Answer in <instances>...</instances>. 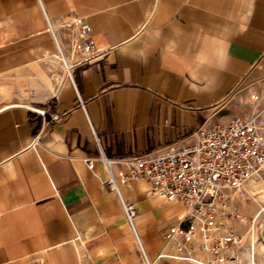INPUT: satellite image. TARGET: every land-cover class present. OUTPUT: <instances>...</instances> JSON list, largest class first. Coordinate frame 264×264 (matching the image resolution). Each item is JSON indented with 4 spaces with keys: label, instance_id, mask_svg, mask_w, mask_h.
<instances>
[{
    "label": "crops",
    "instance_id": "1",
    "mask_svg": "<svg viewBox=\"0 0 264 264\" xmlns=\"http://www.w3.org/2000/svg\"><path fill=\"white\" fill-rule=\"evenodd\" d=\"M74 16L100 54L69 79L46 20ZM263 81L264 0H0V264H141L96 157L190 146L198 129L245 118ZM146 187L119 190L148 260L187 264L155 258L181 209Z\"/></svg>",
    "mask_w": 264,
    "mask_h": 264
},
{
    "label": "built area",
    "instance_id": "2",
    "mask_svg": "<svg viewBox=\"0 0 264 264\" xmlns=\"http://www.w3.org/2000/svg\"><path fill=\"white\" fill-rule=\"evenodd\" d=\"M59 18L57 26L46 23L57 58L70 79L72 66L90 63L100 53L93 48L90 27L82 17ZM63 46L69 51V65L64 60ZM257 118L256 113L246 118L235 116L200 128L190 146L133 157H96L107 174L101 182L117 198L144 264L152 262L134 225L135 209L119 190L120 185L132 180L145 182L149 195L160 196L181 209L163 235L168 249L158 252L155 258L187 264H253L241 256L240 237L226 193L242 189L264 169V136L255 124ZM83 161L91 167L89 158ZM113 166L123 171L114 176Z\"/></svg>",
    "mask_w": 264,
    "mask_h": 264
},
{
    "label": "rangeland",
    "instance_id": "3",
    "mask_svg": "<svg viewBox=\"0 0 264 264\" xmlns=\"http://www.w3.org/2000/svg\"><path fill=\"white\" fill-rule=\"evenodd\" d=\"M63 71H64V74L66 75L65 69H63ZM259 84L260 83H254V85H249L252 88L251 87H240L239 89H237V91L235 92L234 103L236 102L242 103L248 97H251L252 99L253 92H259L260 90ZM262 84H263V90L261 91L260 94L254 95L255 101L253 103L252 111L251 112L249 111L250 113L247 116H245V118L248 116H251V114H255V113L258 114V118L255 124L259 126V129L262 135L264 136V129H263L264 81L262 82ZM249 88H251L250 93H248ZM263 171L259 173L258 177L259 179L261 178L264 181ZM256 182L264 184V182L259 181V180L255 181V183ZM257 190L259 191L257 192ZM261 192L262 191L260 187L258 186L251 187L246 183V185L242 189H238L235 191L231 190L226 193L228 197V203L230 204V208L232 209V212H233L231 219L233 220L235 224L236 232L240 237V249L239 250L243 258H245L244 254H245V251L247 250V243H250V237H252L251 243H252V247L255 253L257 252L256 250L257 242L258 243L260 242L264 246V200H263L264 198H261L262 197ZM244 229L246 230L242 234ZM136 251L138 254V258L140 260L139 262L141 264H144L138 252V249H136ZM258 259L264 260L263 257H261L259 254H255L254 264H257L256 262Z\"/></svg>",
    "mask_w": 264,
    "mask_h": 264
},
{
    "label": "bare ground",
    "instance_id": "4",
    "mask_svg": "<svg viewBox=\"0 0 264 264\" xmlns=\"http://www.w3.org/2000/svg\"><path fill=\"white\" fill-rule=\"evenodd\" d=\"M263 129H264V124H263ZM263 174H264V171H263ZM259 174L257 175V176H255V177H253V178H251V179H249L248 181H247V183L249 182L250 183V185L249 186H251V187H254V186H258V187H260L261 188V193H262V197L261 198H264V184L263 183H255V184H253L252 182H255V181H260V180H262L261 178L259 179ZM251 181V182H250ZM263 181V180H262ZM264 182V181H263ZM259 190H257V192H258ZM256 194V193H255ZM264 200V199H263ZM181 212V211H180ZM258 234V233H257ZM252 237H250V243H248V255H247V258H245V259H247L248 261H250V262H252L253 264H254V249H253V247H252ZM152 262V264H154V262L153 261H151Z\"/></svg>",
    "mask_w": 264,
    "mask_h": 264
}]
</instances>
